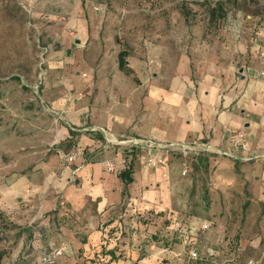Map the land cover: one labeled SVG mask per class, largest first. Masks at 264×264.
<instances>
[{
  "label": "crops",
  "instance_id": "crops-1",
  "mask_svg": "<svg viewBox=\"0 0 264 264\" xmlns=\"http://www.w3.org/2000/svg\"><path fill=\"white\" fill-rule=\"evenodd\" d=\"M226 27L229 34L224 30L215 38L187 41L184 55L178 54L176 39L169 42L170 49L152 51L154 57L160 53L159 59H152L149 50L140 51L135 65L125 50L106 61L98 41L85 56L88 38L64 48L53 68L57 69L51 75L53 86L44 93L53 119L52 129L42 137L54 136L58 151L49 150L48 144L18 148L20 159H26L11 173L10 193L4 195L0 213L23 212L26 220L33 213L23 210L33 205L58 224L60 236L84 242L88 235L87 251L104 244L106 252L127 253L145 216L152 215V220L158 206L172 213L178 197L188 196L185 188L191 180L183 174V162L198 157L166 153L165 167L146 168L140 163L148 155L145 149L108 143L107 137L207 142L226 151L227 130L240 131L249 152L236 159H209L207 166L203 160L201 166L219 187L252 181L254 190L258 184L264 190V21L249 26L232 22ZM27 128L30 135L38 132L36 125ZM63 153L77 154L76 161L65 163ZM124 159L130 162L128 171L106 169L108 161ZM126 174L131 183L124 179ZM68 238L59 246L82 248L83 242L74 244ZM53 246L49 244L50 249L58 248Z\"/></svg>",
  "mask_w": 264,
  "mask_h": 264
},
{
  "label": "rangeland",
  "instance_id": "rangeland-1",
  "mask_svg": "<svg viewBox=\"0 0 264 264\" xmlns=\"http://www.w3.org/2000/svg\"><path fill=\"white\" fill-rule=\"evenodd\" d=\"M263 21L264 0H0V203L10 193L16 163L26 159L19 157L20 146L48 144L49 150L58 151L54 136L42 137L52 129L53 119L44 93L53 86L51 75L57 71L53 68L64 48L88 38L85 56L98 41L106 61L125 50L135 65L140 51L149 50L152 59H159L160 53L154 57L152 51L170 49L173 39L178 54L184 55L187 41L215 38L224 30L229 34L227 23L249 26ZM31 125L38 131L33 135L27 132ZM209 159L183 162L182 171L189 170L186 177L191 181L187 188L180 186L189 191L188 196L178 197L172 213L158 206L152 220V215L145 216L140 234H134L127 253L115 263L130 264V255L139 254V264H264V200H259L264 190L260 184L254 190L252 181L219 187L213 174L201 166L203 160L207 166ZM23 211L33 216L24 220L23 212L0 213L1 264H40L43 253L65 246L69 255L57 264L94 259L85 250L88 235L84 234L85 242L60 236L58 224L49 222L46 213L33 205ZM67 238L74 244L83 242V250L60 247ZM191 240L197 260L185 253ZM49 244L58 248L50 249Z\"/></svg>",
  "mask_w": 264,
  "mask_h": 264
},
{
  "label": "built area",
  "instance_id": "built-area-1",
  "mask_svg": "<svg viewBox=\"0 0 264 264\" xmlns=\"http://www.w3.org/2000/svg\"><path fill=\"white\" fill-rule=\"evenodd\" d=\"M230 136V149L220 150L210 143H159V142H145L141 139H114L107 137V142L117 145H126L130 147L142 148L148 152L146 158L141 159V165L146 168H160L167 165L165 154L170 153L172 155H182L185 157L194 156L199 157L201 155L207 156H219L230 159H236L239 154H245L249 152V147L245 141V136L240 131L233 129L227 130ZM163 155V156H161ZM77 159L75 153H64L63 160L67 164H73ZM256 159V158H255ZM245 162H252L254 158H242ZM127 160L124 159L121 162L108 161L106 163V169L111 173H118L125 168ZM187 169L184 170L183 174L187 175ZM64 248L53 249L47 253H43L40 258L42 264H56L59 259L64 256ZM190 257L195 259L197 254L195 251L189 252Z\"/></svg>",
  "mask_w": 264,
  "mask_h": 264
},
{
  "label": "trees",
  "instance_id": "trees-1",
  "mask_svg": "<svg viewBox=\"0 0 264 264\" xmlns=\"http://www.w3.org/2000/svg\"><path fill=\"white\" fill-rule=\"evenodd\" d=\"M219 8V7H218ZM125 55V53H123L122 55H121V67L123 66V64H122V58H123V56ZM199 158H212V159H216V158H224V157H219V156H207V155H201V156H199L197 159H199ZM236 163H240L239 161H236V160H234ZM242 163V162H241ZM243 164H245V163H243ZM129 166H130V162H128L127 161V165L125 166V168L123 169V170H121L120 172H118V173H122L123 171L125 172V171H128V169H129ZM130 174V173H129ZM124 179L127 181V183H131L132 182V179H131V177H129L127 174L126 175H124ZM214 193V192H213ZM152 212V211H151ZM150 212V213H151ZM152 214H153V212H152ZM0 223H1V214H0ZM190 230L192 231L193 230V226L191 225L190 227ZM86 241V240H85ZM84 241V242H85ZM194 245V244H193ZM193 245H192V240L191 241H189V242H186V246H185V253L186 254H188L189 255V257H190V254H189V252L190 251H195L196 252V249L193 247ZM102 247V249H93V248H90V249H88V251H91V252H88L87 253V255H93V256H95L94 257V259H92V260H90L89 262H88V260H83L82 262H76V264H118V263H115L116 262V260L119 258V257H123L124 256V254L122 255V254H115V253H112L111 251H108V252H106L105 251V248L103 247V245L101 246ZM80 250H83V248L82 249H80ZM85 250H86V248H85ZM99 253H101V255H99ZM81 252L79 251V254H78V256H81ZM196 254H197V257L195 258V259H193V258H191L190 257V259H192V260H197V258H198V253L196 252ZM69 254H67V252H65L64 253V256H68ZM101 256V257H100ZM139 256V254L138 255H135V256H133V255H130V264H139V261H140V258L138 257ZM3 258H4V256H3V253L0 251V264H1V262L3 261ZM78 258V257H77ZM60 260V259H59ZM58 260V261H59ZM57 261V262H58ZM40 264H42V263H40ZM57 264V263H56ZM71 264V263H70Z\"/></svg>",
  "mask_w": 264,
  "mask_h": 264
}]
</instances>
